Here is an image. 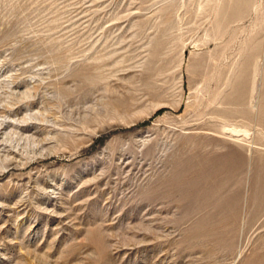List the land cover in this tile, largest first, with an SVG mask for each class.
I'll return each mask as SVG.
<instances>
[{
  "label": "rangeland",
  "instance_id": "1",
  "mask_svg": "<svg viewBox=\"0 0 264 264\" xmlns=\"http://www.w3.org/2000/svg\"><path fill=\"white\" fill-rule=\"evenodd\" d=\"M0 264H264V0H0Z\"/></svg>",
  "mask_w": 264,
  "mask_h": 264
}]
</instances>
